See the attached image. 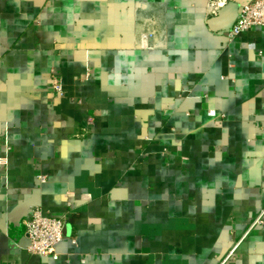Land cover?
<instances>
[{
	"label": "crops",
	"instance_id": "0c3cea01",
	"mask_svg": "<svg viewBox=\"0 0 264 264\" xmlns=\"http://www.w3.org/2000/svg\"><path fill=\"white\" fill-rule=\"evenodd\" d=\"M209 2L0 0V264H264V27Z\"/></svg>",
	"mask_w": 264,
	"mask_h": 264
},
{
	"label": "built area",
	"instance_id": "2783aa9c",
	"mask_svg": "<svg viewBox=\"0 0 264 264\" xmlns=\"http://www.w3.org/2000/svg\"><path fill=\"white\" fill-rule=\"evenodd\" d=\"M225 1L210 0L208 8L215 12ZM254 26L264 27V0H250L242 5L236 20L232 27L227 32V37H235L238 34L251 29ZM148 33H142V41L149 38ZM146 48H151L150 45L143 44ZM51 85L56 93L62 94L63 88L60 79L55 75H51ZM37 179L41 182L45 181L44 175H38ZM25 226L24 237L29 240L26 249L31 254L40 256H50L53 259L58 258L56 246L64 238L65 217L52 215L43 211L40 207H31L28 217L23 221ZM264 223V210H262L249 228ZM75 243V239H72ZM236 246L229 251L221 264L225 263L234 254Z\"/></svg>",
	"mask_w": 264,
	"mask_h": 264
},
{
	"label": "water",
	"instance_id": "95a60500",
	"mask_svg": "<svg viewBox=\"0 0 264 264\" xmlns=\"http://www.w3.org/2000/svg\"><path fill=\"white\" fill-rule=\"evenodd\" d=\"M249 1L250 0H226L213 15L207 18L206 25L208 29L212 32L226 35L236 20L242 5ZM22 243L24 246H27L29 240L23 238Z\"/></svg>",
	"mask_w": 264,
	"mask_h": 264
}]
</instances>
